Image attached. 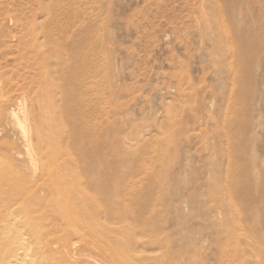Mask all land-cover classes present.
Listing matches in <instances>:
<instances>
[{"label": "rangeland", "instance_id": "374dc122", "mask_svg": "<svg viewBox=\"0 0 264 264\" xmlns=\"http://www.w3.org/2000/svg\"><path fill=\"white\" fill-rule=\"evenodd\" d=\"M221 1L0 0V177L83 175L128 264H264V0Z\"/></svg>", "mask_w": 264, "mask_h": 264}, {"label": "bare ground", "instance_id": "6f19581e", "mask_svg": "<svg viewBox=\"0 0 264 264\" xmlns=\"http://www.w3.org/2000/svg\"><path fill=\"white\" fill-rule=\"evenodd\" d=\"M215 1L217 2V0H215ZM230 1L233 4V1L232 0H230ZM238 1L239 0H235V2H238ZM60 2H61V0H60ZM224 2L226 3V5H223V6H230L229 5L230 3L227 0L221 1V3H223V4H224ZM218 4L219 3L215 4L214 6H216ZM234 5H235V3H234ZM58 6H59V4H58ZM54 8H55V5H54ZM57 8H59V7H57ZM218 8H219V6H218ZM223 8L224 7L221 8V11H223L222 10ZM227 9L229 10V8H227ZM218 11H219V14H222V13H220V10H218ZM223 13H225V9H224ZM226 13H227L226 15L228 17V12H226ZM229 13H230V11H229ZM222 18L224 19L223 15H222ZM222 18H220V19L222 20ZM229 20H232V19H229ZM228 23L232 24L231 21H229ZM223 24H226V23L223 22ZM54 25H56V24H54ZM221 25H222V23L220 24V27H221ZM234 26L232 25L231 28L229 27L230 30H234V28H233ZM55 28H57V27H55ZM61 28H63V27H61ZM0 30H2L0 32H3V29H0ZM46 31L47 30L44 28L43 35H45ZM48 31L51 32V29ZM56 31L54 32V36L53 35L51 36V33H50V36L52 38L55 37ZM59 31H57V34ZM219 31H218V34H219ZM223 32L220 35H222ZM31 33H34V31L31 32V30H30V34ZM40 33H41V31H40ZM225 33H226V31H225ZM4 35H5V32H4ZM32 35L35 36L34 34H32ZM47 35H48V32L46 34V37L41 36V39H42V37L43 38H47V37L50 38V36L49 35L47 36ZM33 36H31V37L33 38ZM243 37H246V36H244V34H243ZM59 38L61 39L62 37L59 35ZM59 38H57L58 41L60 40ZM27 39L28 40H26V42L30 41L28 34H27ZM32 40L33 39H31V41ZM42 40H44V39H42ZM49 40H52L53 42H55L53 39H49ZM226 40L227 39H225L224 41H226ZM233 40H234V42H236L237 45H238V40H239V44H241L240 42L242 41V40L240 41V39H238V40L236 39V41H235V38H233ZM45 41H48V40L46 39ZM52 41H50L49 43H51ZM246 41H249V40L247 39ZM37 42H35V43H37ZM39 42H40V40H39ZM63 42H64V40H63ZM63 42H62V44H64L65 47L69 46V45H67L68 43L65 44ZM57 43H56V45H57ZM42 44H44V43H42ZM252 44L254 45V41H252ZM248 45H249V43H248ZM40 46L41 45L39 44L38 47H40ZM44 46H46V45L44 44ZM239 46L240 45H238V48H240ZM38 47L36 46L35 48L38 49ZM32 48H33V46L30 47L29 49L32 50ZM242 48H243V46H242ZM242 48H240V49L236 48V49L241 50ZM252 50H250V53ZM47 51H49V50H47ZM242 51L244 52V50H241L239 52H242ZM253 51H252V55H254V53H255V52L253 53ZM74 52H77V49ZM239 52L237 51L238 54H239ZM244 53H242L241 55H243ZM250 53H248V54H250ZM65 54L68 55L69 53L67 54L65 52ZM241 55H240V58L243 61L244 57L243 56L241 57ZM252 55H251V57L253 58ZM248 57L250 59H252L250 57V55L247 56V59H249ZM240 58H239V60H240ZM67 59L70 60V58H68V56H67ZM74 60L76 62V58ZM74 60L72 59V61H74ZM79 65H80V69H82L81 68L82 64H79ZM75 66L77 67V65H75ZM241 67H243V66H241ZM83 68H84V65H83ZM0 75H1V73H0ZM80 85H81V83H80ZM16 88H18V87H16ZM19 88H20V86H19ZM83 89L84 88H82V90ZM78 90H81V89L78 88ZM78 90H77V92H78ZM79 93L81 94V92H78L77 95H79ZM83 94H84V90H83ZM77 97H81V96L79 95ZM84 98H85V96H84ZM92 131H95V130H93V128H92ZM89 134H90V132H89ZM234 138H236V137H233V139ZM40 140H41V138H40ZM234 140L236 141V139H234ZM235 141H233V143L236 145L237 143ZM235 147L236 146H234V147L232 146V148H235ZM233 151L235 152V149ZM87 152L90 153L89 151H87ZM75 168H77V166H75ZM41 171H40V173H41ZM87 171H85V172H87ZM75 174H76V176H78L77 175L78 172L76 173V171H75ZM22 175H23L22 168L20 167L19 169L12 168V170H8L6 172H3L1 174V177H0V178L7 180L5 183L0 184V264H61V263H63V264H85L86 262L87 263H93V264H128V263H130L129 262L130 260L132 261L133 256H135L134 253H135V251H137L138 241H136L135 244H133V245H128L127 242L125 243L123 237L127 233H129L131 230H133V227L131 225L126 224L125 216H123V211H120V209H116V208L114 209L113 207H111V205L113 204V202H112L113 200L112 201H111V199L107 200V201H109V202H107V204H102V203L99 204L96 201L97 199L96 200L92 199V197H90L89 194H86L83 192V190H82L83 187L81 188V186L86 185V184H83L85 182L83 180L84 176L82 174H80V175H82L83 179L80 178L77 182L73 181V180L69 181V179L67 181L63 177L58 178V179L56 178L57 180H54V181H49V179L45 176H43L39 179L38 176H41V174L36 176L37 178L36 179L34 178L35 180L30 179L31 180L30 182H26V181L21 179ZM62 176H63V174H62ZM22 177H24V175ZM69 177H70V175H69ZM122 177H123V175H122ZM77 178H79V177H77ZM54 179H55V177H54ZM125 179L127 180L126 177H125ZM125 179H123L124 183H125ZM106 180H108V179H106ZM117 180H118V178H117ZM104 183L107 184L106 182H104ZM108 183H110V182H108ZM93 184L94 183H91L90 185H93ZM97 184L98 183H96L95 185H97ZM109 185L107 184L108 187H109ZM102 186L106 190L109 189L108 187L107 188L104 187V185H102ZM102 186L100 187L101 189H103ZM97 187H99V186H97ZM116 187H118V186L116 185ZM122 187H123V185H122ZM232 187H234V185ZM125 189L126 188H124V190L121 189L122 193H123V191H125ZM132 190H133V188H132ZM115 191H117V190H115ZM108 192H107V194H108ZM126 192L128 193L129 191L126 190ZM131 192H130V194H128L129 196H131ZM148 193L150 196V192H148ZM234 193H236V190ZM116 194L118 195V192ZM119 194H121V192ZM135 194H136V192H135ZM144 194L146 195V192ZM104 195H106V194H104ZM136 195H139V194L137 193ZM147 195L144 197H146L147 200H152V197L150 196V197H148L150 199H148ZM114 196H116V195H114ZM124 196H126V195H124ZM129 196H126V197H129ZM144 197H141V198H144ZM117 198H118V196H117ZM124 198L125 197L122 198L123 199L122 201H124ZM37 199L42 200V202L39 204L40 205L39 207L35 206L34 204L28 203V202H35V200H37ZM129 199H131V197ZM141 200H137V202L141 201ZM110 201L112 203H110ZM118 201L116 200V202H118ZM134 201L136 203V200H133L132 201L133 204H134ZM143 202L145 203V198L143 199ZM109 204H111V205H109ZM118 204L120 205V202ZM123 204H125V202ZM121 205H122V203H121ZM136 205H135V207L138 208L139 202H138V205L137 206ZM140 205H142V204H140ZM124 207H122V208L124 209ZM128 209H130V208H128ZM138 209L140 210V208H138ZM134 210H133V212L138 213L137 210L136 211H134ZM142 210H143V208H142ZM142 210L139 211L140 216L143 214ZM139 214H137L136 216H138ZM140 216H138V219H140L139 218ZM141 217L143 218L144 216H141ZM138 219L136 217V220H135L136 223H137V221L139 222ZM141 220L142 219H140V221ZM130 242H132V240ZM96 256L100 257L102 259V261L97 262ZM135 257L137 258V256H135ZM137 260H138V258H137Z\"/></svg>", "mask_w": 264, "mask_h": 264}]
</instances>
